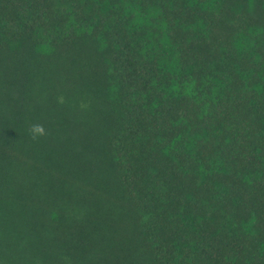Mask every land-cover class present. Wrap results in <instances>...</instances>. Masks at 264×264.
<instances>
[{"label": "trees", "instance_id": "16d2710c", "mask_svg": "<svg viewBox=\"0 0 264 264\" xmlns=\"http://www.w3.org/2000/svg\"><path fill=\"white\" fill-rule=\"evenodd\" d=\"M0 264H264V0H0Z\"/></svg>", "mask_w": 264, "mask_h": 264}]
</instances>
